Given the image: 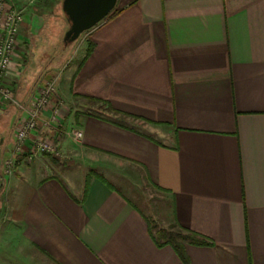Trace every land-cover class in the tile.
Masks as SVG:
<instances>
[{"label": "crops", "instance_id": "1", "mask_svg": "<svg viewBox=\"0 0 264 264\" xmlns=\"http://www.w3.org/2000/svg\"><path fill=\"white\" fill-rule=\"evenodd\" d=\"M4 1L24 12L23 64L60 0ZM120 1L87 32L89 54L52 76L60 125L36 132L62 139L69 169L19 155L6 174L21 112L0 106V264H264V0ZM25 75L9 82L21 100L44 80ZM123 187L157 192L162 209L149 216ZM154 222L208 244L186 243L185 262Z\"/></svg>", "mask_w": 264, "mask_h": 264}, {"label": "built area", "instance_id": "2", "mask_svg": "<svg viewBox=\"0 0 264 264\" xmlns=\"http://www.w3.org/2000/svg\"><path fill=\"white\" fill-rule=\"evenodd\" d=\"M23 22L22 9L0 0V106L12 104L21 112L15 134V150L12 156L5 160L6 174L12 173L19 155H23L29 161L36 154L63 157L62 139L45 137L42 132H36L40 125L39 120H42L41 125H60L64 102L58 96L57 79L53 78L44 82L41 80L42 84L40 82L36 85L34 95L25 100L18 99L13 89L4 82L5 76L14 74L12 71L14 57ZM66 134L76 141L84 137V131L77 127H70ZM29 139L32 144L28 146L26 142Z\"/></svg>", "mask_w": 264, "mask_h": 264}, {"label": "rangeland", "instance_id": "3", "mask_svg": "<svg viewBox=\"0 0 264 264\" xmlns=\"http://www.w3.org/2000/svg\"><path fill=\"white\" fill-rule=\"evenodd\" d=\"M120 4L122 2L118 0V3L116 5V9L120 7ZM44 23L41 24V27L38 28L35 33H33L31 46L23 47V53H20V62L17 65H13L14 68L12 69L13 72H18L17 74H20V77H9L10 83L13 81H16L17 79L20 80L24 78L27 74V78H32L27 82L30 84L31 82L38 81V74L40 71H42V77L44 76V80L53 79V75L58 77L59 79L61 77H66L67 73L70 72V69L75 66L78 62L81 61L83 55L85 54V51L87 50L88 46V36L87 32H84L76 41L65 44L64 43V35L65 32L69 28V22L67 20L66 15L64 14L62 10V0L59 1V7L51 14H45L43 16ZM67 24V26H66ZM20 41V40H19ZM20 42H18V45L20 46ZM24 44V43H22ZM21 49V48H20ZM16 50L18 51L19 48L17 46ZM28 51V52H27ZM29 56V60L28 57ZM26 57V58H24ZM25 59V60H24ZM21 64V65H19ZM25 64L26 69H25ZM54 65V66H53ZM28 67V69H27ZM23 68V69H21ZM51 69L52 72H48V70ZM49 73V74H48ZM48 74V75H47ZM46 76V77H45ZM54 76V77H55ZM15 79V80H13ZM13 80V81H12ZM25 80L23 79V82ZM40 81V80H39ZM7 82L9 85L10 83ZM14 83V82H13ZM25 83V82H24ZM42 84V82H41ZM10 86V85H9ZM12 88V86H10ZM30 88V86H29ZM13 89V88H12ZM14 91V89H13ZM36 91V90H35ZM34 92V91H33ZM31 92V93H33ZM14 94L17 93L14 91ZM25 100V99H24ZM67 156V153H66ZM50 158V157H49ZM46 159V162L50 166L59 167L58 164L56 165L51 160ZM57 160H60V165H66L63 166L67 167V157H55ZM42 164V162H40ZM71 166V164L69 165ZM68 166V167H69ZM67 167V168H68ZM70 168V167H69ZM68 168V169H69ZM66 169V170H68ZM57 171V169H56ZM124 188V187H123ZM124 191L125 188L123 189ZM132 192H135L133 190ZM132 192L127 191L129 197L135 201L146 214L150 216V214L154 217L155 212L160 211L162 209V198L158 197L157 192H153L150 189H143L139 191V198L136 197V195L132 194ZM138 192V191H136ZM152 195H155L154 198H151ZM142 203V204H141ZM156 220V219H154ZM167 227V226H166ZM169 228L172 226H168ZM167 227V228H168Z\"/></svg>", "mask_w": 264, "mask_h": 264}, {"label": "water", "instance_id": "4", "mask_svg": "<svg viewBox=\"0 0 264 264\" xmlns=\"http://www.w3.org/2000/svg\"><path fill=\"white\" fill-rule=\"evenodd\" d=\"M118 0H62L69 22L64 43L76 41L84 32L99 25L116 7Z\"/></svg>", "mask_w": 264, "mask_h": 264}, {"label": "trees", "instance_id": "5", "mask_svg": "<svg viewBox=\"0 0 264 264\" xmlns=\"http://www.w3.org/2000/svg\"><path fill=\"white\" fill-rule=\"evenodd\" d=\"M120 12L119 9H116V7L113 9V11L101 22H107L111 19H113L118 13ZM100 23V24H101ZM90 31V30H88ZM93 44L91 41H89L87 46V54L92 50ZM52 157V156H51ZM53 159H56L55 157H52ZM151 232L154 237L155 242L160 245H170L172 246L175 251L178 253V255L185 261L188 262L186 252H185V244L186 243H195L198 245L208 244L207 239L200 236L198 233L193 232L191 230H187L180 225L174 224L172 227H165L157 222H154L151 225Z\"/></svg>", "mask_w": 264, "mask_h": 264}]
</instances>
